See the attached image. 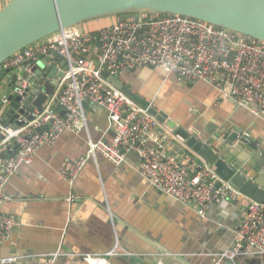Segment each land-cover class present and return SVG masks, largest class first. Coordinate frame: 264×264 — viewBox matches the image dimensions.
<instances>
[{
	"label": "built area",
	"instance_id": "1",
	"mask_svg": "<svg viewBox=\"0 0 264 264\" xmlns=\"http://www.w3.org/2000/svg\"><path fill=\"white\" fill-rule=\"evenodd\" d=\"M109 19L110 23L98 29L84 27L83 33L78 28L64 29L0 64V72L10 75L5 80L17 77L22 81L20 89L0 95L5 117L11 110L18 115L12 123L9 120L14 114L0 123V206L9 199L4 190L18 168L30 165L41 147L53 145L63 133L75 130L79 119L86 123L84 106L92 104L107 112L114 139H90L84 156L61 164L60 177L72 185L87 163L100 155L120 165L129 154H135L140 159L141 177L157 191L193 208L201 219L215 204L247 201L244 217L234 230L235 247L214 254L213 264L264 258V203L246 197L203 159L196 171L191 170L170 153L168 140L177 137L102 76L104 71L120 77L146 67L161 68L181 83L212 85L221 95L250 108L255 118L264 120V42L179 15L144 13L124 20ZM46 59V68L64 73L56 78L59 84H53L54 94L47 97L40 110L33 102L42 94L43 86L31 102L27 99L43 76L36 75V70L46 73L39 67ZM16 97L20 101L14 108ZM18 227L16 215L0 212V246ZM56 260L57 255L26 261L11 256L0 258V264H55ZM84 260L104 262L106 258L86 255Z\"/></svg>",
	"mask_w": 264,
	"mask_h": 264
},
{
	"label": "crops",
	"instance_id": "2",
	"mask_svg": "<svg viewBox=\"0 0 264 264\" xmlns=\"http://www.w3.org/2000/svg\"><path fill=\"white\" fill-rule=\"evenodd\" d=\"M10 1L0 0V11ZM110 22L104 19L99 26L86 29ZM120 78L190 131L211 139L222 128L248 135L263 155L255 161L256 152L245 151L240 156L249 159L241 167L248 178L262 181L264 120L255 118L250 108L221 95L212 85L181 83L161 68L146 67ZM165 80L171 81L170 90L162 86ZM9 83H0V95L13 91ZM6 114L0 106V118ZM84 114L86 123L79 119L75 130L63 133L55 144L41 147L33 162L20 166L10 178L4 190L9 199L0 212L16 215L19 227L0 246V258L14 256L26 261L57 255L55 264H213L214 254L235 247L234 230L244 217L247 201L215 204L201 219L193 208L157 191L141 177L140 159L135 154H129L120 165L100 155L87 163L72 185L60 177L61 164L84 156L90 139H114L115 130L105 110L86 104ZM168 147L191 170H197L201 158L191 159L180 138L168 140ZM86 255L106 261L87 263ZM237 264H264V258L239 259Z\"/></svg>",
	"mask_w": 264,
	"mask_h": 264
},
{
	"label": "water",
	"instance_id": "3",
	"mask_svg": "<svg viewBox=\"0 0 264 264\" xmlns=\"http://www.w3.org/2000/svg\"><path fill=\"white\" fill-rule=\"evenodd\" d=\"M144 13L194 18L264 42V0H11L0 11V64L20 50L64 29L78 28L83 33L84 24L90 21L114 17L124 20ZM47 63V59L39 63V67L46 69V73L36 70V75L43 76L27 99L31 102L43 86L42 94L33 102L40 110L43 102L55 91L54 85L48 84L49 80L62 78L64 73H56L51 67L46 68ZM64 70H67L66 64ZM102 76L155 117L165 129L180 138L190 150L191 159L194 160L197 156L203 159L215 168L224 181L229 182L246 197L264 203V175L262 181L248 178L241 165H245L249 158L240 156L245 151L249 154L256 152L253 159L257 161L263 153L257 152V144L250 143L241 130L222 128L217 137L207 138L181 126L167 112L158 109L125 85L120 77L112 76L108 71H104ZM9 77L7 73L0 72V83ZM26 79L28 82L31 80L29 76ZM8 86L12 90L20 89L22 81L14 77ZM12 98L11 96L10 99ZM18 101L20 98L16 97V102L12 103L14 108ZM12 114L14 110H11ZM11 115L0 120V123L7 122ZM17 116L14 114L9 123ZM7 124L4 123V126ZM2 138L0 135V141ZM18 149L15 148L16 152ZM261 162L264 167V160Z\"/></svg>",
	"mask_w": 264,
	"mask_h": 264
},
{
	"label": "rangeland",
	"instance_id": "4",
	"mask_svg": "<svg viewBox=\"0 0 264 264\" xmlns=\"http://www.w3.org/2000/svg\"><path fill=\"white\" fill-rule=\"evenodd\" d=\"M106 20L110 21V19H106ZM100 22H101V20L90 21V22L85 23V24H84V27H85V28H88L90 25H95V24H97V26H99V23H100ZM87 30H88V29H87ZM11 74L17 76L18 73H17L16 71H12ZM55 82H56V86H58L59 81L56 80V79L49 80V83H48V84H55ZM162 86H163L164 88H166L167 90H170L171 87H172V83H171V81H169V80H165V81H163Z\"/></svg>",
	"mask_w": 264,
	"mask_h": 264
},
{
	"label": "trees",
	"instance_id": "5",
	"mask_svg": "<svg viewBox=\"0 0 264 264\" xmlns=\"http://www.w3.org/2000/svg\"><path fill=\"white\" fill-rule=\"evenodd\" d=\"M161 16H164V15H162V14H160Z\"/></svg>",
	"mask_w": 264,
	"mask_h": 264
}]
</instances>
